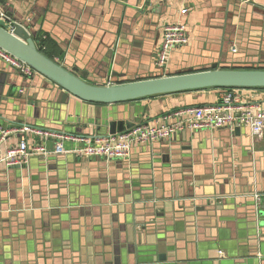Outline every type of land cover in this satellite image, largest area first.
I'll return each instance as SVG.
<instances>
[{
    "label": "crops",
    "instance_id": "obj_1",
    "mask_svg": "<svg viewBox=\"0 0 264 264\" xmlns=\"http://www.w3.org/2000/svg\"><path fill=\"white\" fill-rule=\"evenodd\" d=\"M4 1L93 85L213 64L264 67V0H152L156 10L143 12L142 0ZM172 23L186 25L188 44L158 71L162 28ZM26 78L0 59V156L17 146L15 129L25 123L105 137L110 121L138 116L155 126L225 93L99 106L45 86L35 73ZM231 91L264 111V89ZM56 140L47 139L48 152ZM39 143L28 135L29 148ZM63 146V154L32 156L20 167L0 164V264H264V129L255 138L237 126L184 130L134 146L125 160L80 157L69 140Z\"/></svg>",
    "mask_w": 264,
    "mask_h": 264
},
{
    "label": "water",
    "instance_id": "obj_2",
    "mask_svg": "<svg viewBox=\"0 0 264 264\" xmlns=\"http://www.w3.org/2000/svg\"><path fill=\"white\" fill-rule=\"evenodd\" d=\"M6 3L0 0V49L29 66L37 78L43 79L45 86L60 90L83 103L99 106H115L132 104L150 97L177 94L208 89H264L263 69H240L242 66H219L213 64L207 69L188 70L175 75L155 74L149 78L108 85H93L86 81L76 68H71L65 58L53 61L43 55L37 47L38 31H34L32 23L22 21L5 9ZM143 12L152 8V0H142L136 5ZM27 79L24 75H21ZM40 78V79H41ZM28 82V80H27ZM138 121H110L107 125L108 135L125 132L141 123ZM89 123L97 125L98 118L92 117ZM26 126H30L25 123ZM99 125H104L101 123ZM43 131L58 134L40 126H30Z\"/></svg>",
    "mask_w": 264,
    "mask_h": 264
},
{
    "label": "built area",
    "instance_id": "obj_3",
    "mask_svg": "<svg viewBox=\"0 0 264 264\" xmlns=\"http://www.w3.org/2000/svg\"><path fill=\"white\" fill-rule=\"evenodd\" d=\"M186 13L187 9L183 8L179 14L184 15ZM162 31V40L156 49L154 60V67L158 71L165 69L171 51L185 47L189 39L186 25L183 23L163 25ZM0 59L25 77H30L35 73L29 66L2 49H0ZM171 119L175 120L172 121ZM234 126L244 127L249 131L251 137H258L264 129V111L261 110L258 103L241 104L240 99L230 90L225 91L219 102L214 105L173 111L164 115L161 122L156 123L155 126L139 123L125 132L105 137L82 136L77 138L23 125L15 129V132L20 135L17 146L7 149L4 155L0 156V164L5 167H20L27 164L32 156L52 153L63 154L65 153L64 141L68 140L76 145L70 152L80 157L125 160L130 156L134 146L170 139L184 130H221L230 129ZM28 135L39 139L41 143L29 148ZM49 138L57 139L51 153L45 146V142Z\"/></svg>",
    "mask_w": 264,
    "mask_h": 264
},
{
    "label": "trees",
    "instance_id": "obj_4",
    "mask_svg": "<svg viewBox=\"0 0 264 264\" xmlns=\"http://www.w3.org/2000/svg\"><path fill=\"white\" fill-rule=\"evenodd\" d=\"M37 47L38 50L48 57L49 59L53 61H59L62 58V52L60 49L57 48L55 43L48 37H39L37 38ZM240 69H263L264 67H254V66H246ZM225 91H230L233 89H220ZM190 92H196V91H190ZM190 92H182V93H190ZM178 94V93H177Z\"/></svg>",
    "mask_w": 264,
    "mask_h": 264
},
{
    "label": "rangeland",
    "instance_id": "obj_5",
    "mask_svg": "<svg viewBox=\"0 0 264 264\" xmlns=\"http://www.w3.org/2000/svg\"><path fill=\"white\" fill-rule=\"evenodd\" d=\"M233 90H235V89H233Z\"/></svg>",
    "mask_w": 264,
    "mask_h": 264
}]
</instances>
